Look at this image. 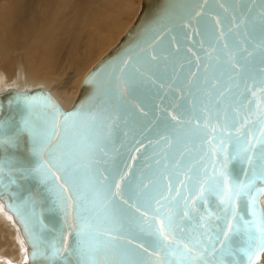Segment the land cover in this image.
Instances as JSON below:
<instances>
[{
  "label": "snow or ice",
  "instance_id": "6c2138e0",
  "mask_svg": "<svg viewBox=\"0 0 264 264\" xmlns=\"http://www.w3.org/2000/svg\"><path fill=\"white\" fill-rule=\"evenodd\" d=\"M259 5V36L254 29L243 33L245 47L240 48L237 41L240 57L232 56L230 62L233 73L243 78L245 91L253 96L257 88L264 90V0H259ZM239 24L248 26L245 20ZM158 31L151 30L149 38ZM132 59L130 55L128 60L121 59L114 64L110 76L95 74L90 83L98 85L96 92L68 114L60 112L41 94L16 98L23 105L17 124L10 119L0 120V199L7 194V210L16 216L30 243V259L33 262L42 259L46 264H152L145 254L155 253L160 256L157 264H258L260 255L264 254V211L258 206L259 196L264 194V108L258 109L255 120L248 117L241 120L239 113L226 120L213 136V142L220 141L216 145L217 156L223 158L217 159L211 174L196 170L188 177L189 198L197 208L203 205L207 211L211 207L210 197L218 201L217 223H211L212 214H208L201 221L204 226L201 231L200 224L192 226L199 213L194 214L187 203L184 217L180 218L179 202L170 203L175 197L161 192L148 198L140 190L142 185L133 189L129 181L121 187L114 184V177L107 169L97 167L102 157L108 155L104 141L111 138L116 126L111 115L118 100L119 85L115 82L124 80L129 95L134 90L136 78L131 74L126 76ZM116 72L120 73L119 77ZM249 81L252 87H248ZM249 104L247 111L255 114L252 102ZM218 115V109L208 105L202 111L194 108L188 113L185 109L179 118L173 116L178 122L170 127L176 137L196 136L204 141L213 120L220 124ZM193 119L198 122L196 127L191 125ZM25 135L30 140L27 154L36 158L35 163L17 155L25 151L22 140ZM57 136L59 139L54 142ZM225 141L232 144V151L227 154L223 147ZM45 154L46 159H40ZM237 161L240 172L233 175L228 164ZM29 181H35L54 196L61 213L65 212L68 200L73 201L76 223L68 233L70 241L62 231H57L51 240L44 234L40 218V199L44 193L29 190ZM56 181H60L58 187ZM114 187L117 191L112 190ZM13 188L16 190L11 191ZM61 190L70 195L65 197ZM153 204L159 207L154 209ZM133 207L140 212V217H130L129 210ZM165 207L170 209L168 213L164 212ZM146 213L151 220L141 219ZM156 217L162 221L159 231L155 229ZM128 219L151 240L126 235Z\"/></svg>",
  "mask_w": 264,
  "mask_h": 264
},
{
  "label": "water",
  "instance_id": "95a60500",
  "mask_svg": "<svg viewBox=\"0 0 264 264\" xmlns=\"http://www.w3.org/2000/svg\"><path fill=\"white\" fill-rule=\"evenodd\" d=\"M259 8V0H142L133 25L86 74L77 96L67 110L42 88L25 91L8 89L5 93H0V120L10 119L13 124H17L22 116L23 105L18 103L16 98L41 94L48 97L60 112L68 114L79 108L96 92L98 85L90 83L95 74L99 72L110 76L113 65L121 59L128 60L131 55V68L126 76L131 74L136 78L134 90L129 95L128 85L124 80L115 82L119 85L118 100L111 115L116 126L112 129L111 138L104 141L108 155L102 157V162L97 167L107 169L114 177V184L121 187L129 181L133 189H136L138 184L142 185L140 190L147 193L148 198L158 196L161 192L164 196L175 197L170 203L179 202L180 218L184 217V206L187 203L194 214L199 213L192 226L200 224V230L204 231L201 221L206 219L208 214H212L211 223H217L215 216L219 214L218 201L215 197H210L211 207L207 208V211L203 205L197 208L189 198L188 177L196 170L201 174L205 171L211 174L217 159L223 158L217 156L219 148L216 145L220 141L213 142V136L221 130L226 120L237 113L241 120L245 117L255 120L259 114L258 109L264 108V90L257 88L255 96L246 92L243 78L236 76L230 66L232 56L237 59L240 57L236 42H240V48L245 47L243 33L254 29L257 37L259 36ZM241 20L247 21V28L239 24ZM153 29L160 31L150 39ZM144 48L147 49L146 52ZM137 56L140 58L137 59ZM116 76L119 77L120 73L116 72ZM248 87H252L251 81ZM250 101L255 114L247 111ZM205 105L214 110L218 109L220 121L218 125L213 120L207 139L201 141L196 136L176 137L170 127L178 122L173 116L179 118L181 111L185 109L188 113L194 108L202 111ZM197 124V120L191 121L192 127ZM204 126L207 127L206 120ZM56 131L59 133L60 128L57 127ZM227 134L225 132V135ZM256 134L259 135V132ZM57 139L58 136L54 137L53 141ZM22 140L25 151L18 152L17 155L23 157L26 162L35 163L36 158L29 156L26 151L30 144L29 138L25 135ZM223 147L225 154L232 151V144L228 141L224 142ZM40 159H46V154ZM240 167L238 161L228 164V170L233 175L240 172ZM240 178H243L242 175ZM53 180L55 181V176ZM59 183L60 181H56L57 187ZM27 187L33 192L44 193L40 199V218L44 225V234L51 240L57 231H62L64 237L70 241L68 233L74 229L76 223L73 201L68 200L65 212L61 213L54 196L47 193L43 186L29 181ZM112 190L117 191L115 187ZM63 194L65 197L70 195L68 192ZM263 197L264 194L258 199V206L262 211ZM6 199L7 194L0 202L19 227L26 245L25 264H46L42 259L35 262L30 259V243L16 216L7 210ZM163 203L161 198V204ZM157 207L159 205L153 204L154 209ZM169 211L168 207L164 208L165 213ZM129 215L140 217V212L133 207L129 210ZM141 219L152 218L146 213ZM154 224L157 231L161 230L162 221L159 217L155 218ZM125 232L138 240H151L147 233L139 231L131 219L125 222ZM161 238L165 239L164 236ZM145 255L152 264H157L160 260V256L155 253Z\"/></svg>",
  "mask_w": 264,
  "mask_h": 264
},
{
  "label": "bare ground",
  "instance_id": "6f19581e",
  "mask_svg": "<svg viewBox=\"0 0 264 264\" xmlns=\"http://www.w3.org/2000/svg\"><path fill=\"white\" fill-rule=\"evenodd\" d=\"M3 2L0 93L42 88L65 110L86 74L133 25L141 6L136 0ZM26 253L19 227L0 202V264H25ZM258 264H264V254Z\"/></svg>",
  "mask_w": 264,
  "mask_h": 264
},
{
  "label": "rangeland",
  "instance_id": "374dc122",
  "mask_svg": "<svg viewBox=\"0 0 264 264\" xmlns=\"http://www.w3.org/2000/svg\"><path fill=\"white\" fill-rule=\"evenodd\" d=\"M139 2H141V0H136V3H139ZM0 3H2V5H5L4 4V2H3V0H0ZM140 4V3H139ZM128 21H130V19H128ZM132 22V21H131ZM115 37V35L112 37V38H114ZM117 39V37L115 38V40ZM46 85V84H45ZM47 87H49L50 89H51V85H46ZM52 90V89H51ZM56 96V95H55Z\"/></svg>",
  "mask_w": 264,
  "mask_h": 264
}]
</instances>
